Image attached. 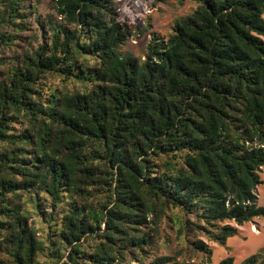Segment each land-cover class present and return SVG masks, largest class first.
<instances>
[{
	"label": "trees",
	"instance_id": "1",
	"mask_svg": "<svg viewBox=\"0 0 264 264\" xmlns=\"http://www.w3.org/2000/svg\"><path fill=\"white\" fill-rule=\"evenodd\" d=\"M195 2L137 59L111 0H0V264L210 263L264 219V0Z\"/></svg>",
	"mask_w": 264,
	"mask_h": 264
},
{
	"label": "rangeland",
	"instance_id": "2",
	"mask_svg": "<svg viewBox=\"0 0 264 264\" xmlns=\"http://www.w3.org/2000/svg\"><path fill=\"white\" fill-rule=\"evenodd\" d=\"M111 5L125 14L135 25L136 30L128 41L120 48L122 53L142 59L149 40L153 35L159 39L169 36L175 22L189 16L196 7L195 0H111ZM264 19V13H263ZM262 185L256 187L258 205L264 208V167L259 172ZM238 235L228 238L224 246L207 242L212 251L210 263L201 256L195 258L200 264H218L226 257H232L234 264L264 246V219L253 218L250 222L238 226ZM167 235L171 232L166 229ZM171 238V237H170Z\"/></svg>",
	"mask_w": 264,
	"mask_h": 264
}]
</instances>
